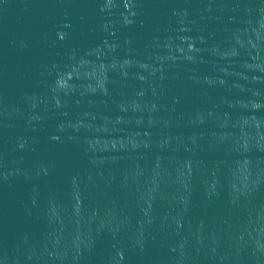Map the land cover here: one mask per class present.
<instances>
[{"label": "water", "instance_id": "water-1", "mask_svg": "<svg viewBox=\"0 0 264 264\" xmlns=\"http://www.w3.org/2000/svg\"><path fill=\"white\" fill-rule=\"evenodd\" d=\"M0 264H264V0H0Z\"/></svg>", "mask_w": 264, "mask_h": 264}]
</instances>
